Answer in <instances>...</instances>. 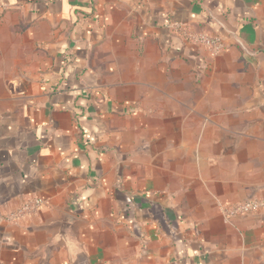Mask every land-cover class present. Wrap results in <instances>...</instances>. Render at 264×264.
<instances>
[{
  "label": "crops",
  "instance_id": "obj_1",
  "mask_svg": "<svg viewBox=\"0 0 264 264\" xmlns=\"http://www.w3.org/2000/svg\"><path fill=\"white\" fill-rule=\"evenodd\" d=\"M0 6V264H264V0Z\"/></svg>",
  "mask_w": 264,
  "mask_h": 264
},
{
  "label": "built area",
  "instance_id": "obj_2",
  "mask_svg": "<svg viewBox=\"0 0 264 264\" xmlns=\"http://www.w3.org/2000/svg\"><path fill=\"white\" fill-rule=\"evenodd\" d=\"M6 9L5 6H0V14ZM171 28L176 34L187 39L188 41L205 48L211 55L215 56L225 50V45L220 37L208 33L195 32L189 27H184L178 23H172ZM44 201L39 198L29 199L22 203L17 209L8 213L4 219L8 222H16L27 215H31L38 211L43 205ZM264 208V199H249L233 206H223L221 210L224 217L227 219L245 216L258 212Z\"/></svg>",
  "mask_w": 264,
  "mask_h": 264
}]
</instances>
